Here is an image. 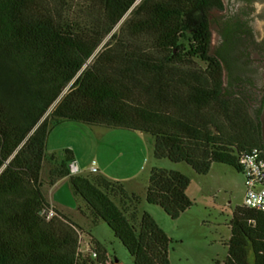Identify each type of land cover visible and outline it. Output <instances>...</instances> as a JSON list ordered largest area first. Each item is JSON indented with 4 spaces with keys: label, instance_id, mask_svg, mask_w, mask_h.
Listing matches in <instances>:
<instances>
[{
    "label": "trees",
    "instance_id": "1",
    "mask_svg": "<svg viewBox=\"0 0 264 264\" xmlns=\"http://www.w3.org/2000/svg\"><path fill=\"white\" fill-rule=\"evenodd\" d=\"M212 12H225L222 0H0V264H94L79 254L81 229L42 191L45 162L47 182L66 179L84 218L105 223L132 264H169L171 239L150 215L138 216L139 196L99 174L70 175L69 149L60 160L48 154L60 124L148 135L155 159L197 175L212 164L242 174L239 158L263 153L264 91L251 108L221 50L251 35V19L224 15L211 54ZM189 183L152 168L145 202L178 220L192 206ZM50 207L47 221L40 214ZM229 229L222 264H264V212L236 207ZM91 242L103 260L106 251Z\"/></svg>",
    "mask_w": 264,
    "mask_h": 264
},
{
    "label": "rangeland",
    "instance_id": "2",
    "mask_svg": "<svg viewBox=\"0 0 264 264\" xmlns=\"http://www.w3.org/2000/svg\"><path fill=\"white\" fill-rule=\"evenodd\" d=\"M81 1L74 0L75 3ZM222 3L225 12L211 13L210 51L211 54L215 53L221 45L219 22L224 15L240 16L241 12L245 11L251 19V35L240 36L239 42L236 41L232 45L233 48L223 47L221 50L231 64L232 70L240 76V81L234 86L235 91H243L250 98L252 108L256 106V101L260 98L259 91L264 87V0H254L249 5L236 0H222ZM223 80L227 85L230 80L227 72L224 73ZM82 129H95L107 133L100 137L103 147H100L97 155L102 163L110 164L109 172H135L137 165L142 164L138 175L122 184L128 194H135L141 198L138 216L140 217L142 213L150 215L171 239L169 264H222L225 261L230 238L229 222L234 209L242 206L244 199V178L240 172L226 165L212 164L207 175H197L184 163L175 164L166 159L157 160L152 157L149 150L153 148L154 140L148 135L122 129L89 127L74 122H67L53 129L48 140V154L53 153L57 160L62 159L64 151L61 148L66 144L75 148L76 152L83 151L84 139L89 141V136L81 132ZM104 145L112 146L118 153L113 150L115 153L109 155ZM142 153H145L143 163ZM128 157L131 160L129 167L121 169V164ZM113 158L115 161L111 164ZM51 168L52 166L45 162L41 175L42 191L49 204L81 229L79 233L83 244L92 239L93 243L103 247L118 264H132L131 257L105 223L102 221L94 223L84 218L85 207L80 198L75 197L77 208L73 211L53 203V194L66 179L49 184L47 174ZM152 168L176 171L189 179L186 195L192 201V206L178 220L172 221L161 208L145 202V191ZM84 171L87 169H80L78 175H82ZM87 176L92 177L95 174ZM114 201L120 206L117 200Z\"/></svg>",
    "mask_w": 264,
    "mask_h": 264
},
{
    "label": "built area",
    "instance_id": "3",
    "mask_svg": "<svg viewBox=\"0 0 264 264\" xmlns=\"http://www.w3.org/2000/svg\"><path fill=\"white\" fill-rule=\"evenodd\" d=\"M239 165L242 170L244 178V199L242 207L264 212V157L257 149L251 150L249 153L242 155L239 158ZM70 175H78L80 170L75 162H72L69 166ZM97 169L94 163L89 169V174H96ZM41 217L45 220H50L55 216V212L52 207L45 209L41 212ZM79 254L81 256H87L90 262L94 264H118L116 260H113L108 254L103 260L99 259V254L95 251V248L91 241L82 243L81 237L79 239ZM98 260V262H96Z\"/></svg>",
    "mask_w": 264,
    "mask_h": 264
},
{
    "label": "crops",
    "instance_id": "4",
    "mask_svg": "<svg viewBox=\"0 0 264 264\" xmlns=\"http://www.w3.org/2000/svg\"><path fill=\"white\" fill-rule=\"evenodd\" d=\"M65 124V123H63ZM62 124H60L59 126H61ZM71 126H74V125H71ZM77 126V125H75ZM58 127V126H56ZM56 127H53L51 129V131L49 132V135L47 137V142H46V147L48 149V140L53 132V129L56 128ZM90 127V126H89ZM79 128V127H78ZM83 128V127H82ZM83 131L81 132H84L86 136H89V141H87V139L85 138L84 139V143H85V147H84V150L83 151H80V150H75V148L71 147V146H68L67 144L65 146H63V151L66 150V149H69L72 151L73 153V156H74V161L75 163L77 164L79 170L80 169H87V171H84L82 175H89L87 174L88 172V167H90V163H94L95 162V166H96V169H97V173L96 174H99V175H102L103 177H105L106 179L110 180V181H116V182H120V183H125V181L127 180H130V179H133L134 177H136L141 169L142 164H139L137 165V170L135 172H122V173H116V172H109V167H110V164H105V163H102L100 160H99V157H98V153L100 151V147H103V145L101 146V138L102 136L106 135L107 133H104L103 131H95V129H82ZM82 136V135H81ZM104 149L106 152H109V155L111 153H115L116 154L118 153L116 150H114L112 148V146H105L104 145ZM115 152H114V151ZM149 153L150 155L153 157V148L151 150H149ZM50 155H52L53 153H49ZM141 163H143L145 161V153H142L141 154ZM140 159V158H139ZM114 158L111 159V164L114 163ZM130 157H128L124 163L121 164V169H127V167H129L130 165ZM140 162V160H139ZM89 173V172H88Z\"/></svg>",
    "mask_w": 264,
    "mask_h": 264
},
{
    "label": "water",
    "instance_id": "5",
    "mask_svg": "<svg viewBox=\"0 0 264 264\" xmlns=\"http://www.w3.org/2000/svg\"><path fill=\"white\" fill-rule=\"evenodd\" d=\"M260 122V135H261V142L263 148V157H264V102L261 110V114L259 116ZM53 203L59 205L60 207L75 210L77 208V201L74 197L70 186L67 182H65L59 189L53 194L52 196Z\"/></svg>",
    "mask_w": 264,
    "mask_h": 264
},
{
    "label": "flooded vegetation",
    "instance_id": "6",
    "mask_svg": "<svg viewBox=\"0 0 264 264\" xmlns=\"http://www.w3.org/2000/svg\"><path fill=\"white\" fill-rule=\"evenodd\" d=\"M264 91V87H263V89H261L259 92H263Z\"/></svg>",
    "mask_w": 264,
    "mask_h": 264
}]
</instances>
